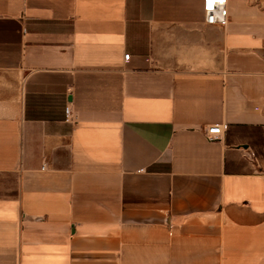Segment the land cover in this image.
Segmentation results:
<instances>
[{"label":"crops","instance_id":"obj_1","mask_svg":"<svg viewBox=\"0 0 264 264\" xmlns=\"http://www.w3.org/2000/svg\"><path fill=\"white\" fill-rule=\"evenodd\" d=\"M226 7L0 0V264H264V0Z\"/></svg>","mask_w":264,"mask_h":264},{"label":"built area","instance_id":"obj_2","mask_svg":"<svg viewBox=\"0 0 264 264\" xmlns=\"http://www.w3.org/2000/svg\"><path fill=\"white\" fill-rule=\"evenodd\" d=\"M202 10L204 15V22L207 24L226 25L228 21V11L226 7V0H202ZM130 54H124L123 59L128 61ZM78 120V114L70 107L64 106V121L68 123H75ZM227 129L226 123L213 124L205 128V136L207 140L214 141L220 134Z\"/></svg>","mask_w":264,"mask_h":264}]
</instances>
